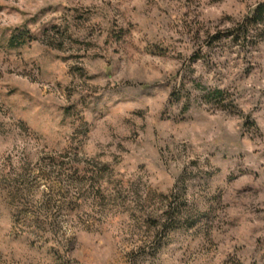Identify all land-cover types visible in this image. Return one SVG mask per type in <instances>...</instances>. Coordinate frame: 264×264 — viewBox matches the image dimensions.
Segmentation results:
<instances>
[{"label": "clouds", "instance_id": "9594fccd", "mask_svg": "<svg viewBox=\"0 0 264 264\" xmlns=\"http://www.w3.org/2000/svg\"><path fill=\"white\" fill-rule=\"evenodd\" d=\"M13 7L21 9L15 13L19 21L0 24V63L9 60L4 67L17 71L23 69L17 53L24 52V60L51 54L48 39H60L52 26L66 39L65 25L74 16L84 17L79 32L69 30L81 40L92 33L97 45L93 51L104 57L103 63L111 64L110 75L103 77L108 87L97 90L87 79L96 67L89 60L68 59L61 67L80 64L87 71L75 74L79 78L73 83L70 77H56L49 89L57 105L60 101L69 105L66 119H77L87 102L99 95L103 100L96 103L101 106L111 97L108 110L96 112L97 119L102 117L106 123H111L113 105L135 107L131 118L123 121L124 131L116 129L100 143L93 164L124 170L136 187L150 188L155 200L144 201L143 192L123 207L105 208L101 200L100 208L86 206L68 229L22 231L5 224L0 227V264H76L81 257V264H138L145 253L140 247L144 233L118 225L115 215L136 213L139 220L150 211L149 204H168L178 194L182 176L207 171L205 161L214 164L224 151L242 156L244 167L256 162L264 181V167H260L264 165V0H19L17 4L0 0L5 12ZM46 28L47 38L42 35ZM17 30L37 37L31 48L28 44L9 48ZM72 52L65 44L58 54L71 56ZM55 79L68 85L67 99L55 90ZM38 99L53 103L49 97ZM34 107L43 120L28 127V135L40 140L41 147L65 138L66 130L56 128L57 107L45 103ZM72 126L78 136L89 134V124L83 121ZM138 165L142 171L133 175ZM68 211L71 214L72 209ZM206 219L211 217L193 223ZM161 259L163 264H217L222 254L212 243H205L203 248L185 247Z\"/></svg>", "mask_w": 264, "mask_h": 264}, {"label": "rangeland", "instance_id": "374dc122", "mask_svg": "<svg viewBox=\"0 0 264 264\" xmlns=\"http://www.w3.org/2000/svg\"><path fill=\"white\" fill-rule=\"evenodd\" d=\"M17 3L19 0H13V4ZM20 11L16 7L7 12L0 8V24H16L19 16L15 13ZM82 20L83 16H74L73 22L65 25L66 39L57 26H52L60 39L58 42L48 39L51 54L41 53L24 60L21 59L24 52L17 53L16 58L23 66L21 71L11 66L5 68L9 60L0 63V227L8 224L22 231L37 232L53 226L68 229L74 226V221H79L86 206L100 208L101 200L105 208L109 205L123 207L141 192L144 201L155 200L150 188L136 187L132 175L126 176L124 170L117 172L110 165L97 168L93 164L100 143L109 139L114 130L124 131L123 121L131 118L135 107L129 104L116 108L113 105L114 111H109L111 123H106L102 117L97 119L96 112L107 111L111 97L101 106L96 103L103 100L99 95L87 102L88 107L81 110L77 119H66L69 105L63 101L57 105L56 96L49 89L56 77H70L69 83H73L79 78L75 74L87 71L80 64L61 67L68 59L89 60L96 67L88 73L87 79L97 90L108 87L103 77L110 75L107 69L111 64L103 63L104 57L93 51L97 45L90 38L92 33H88L89 39L81 40L69 30L74 28L79 32ZM47 33L46 28L42 35L47 38ZM34 39L37 37L27 30H17L9 48H23L26 44L31 48L30 42ZM65 44L70 52L75 49L71 56L58 54ZM49 55L54 59L48 60ZM55 90L60 91L64 99L68 98V85H62L60 79H55ZM41 96L49 97L53 103L38 99ZM40 103L57 107L56 128L66 130L65 138L51 140L43 147L40 140L27 132L28 127L43 120L41 112L34 107ZM126 108L128 115H125ZM24 116L27 119L22 118ZM78 121L89 124V134L84 137L78 136L72 126ZM242 161V156L224 151L214 164L205 161L207 171L182 176L178 181L179 192L168 204H149L150 211L139 220L136 213L115 215L113 219L118 225L144 233L140 247L145 253L142 252L138 264H163L161 257L164 255H174L194 245L203 248L205 243H212L221 252L222 259L217 264H264V206H261L264 205V181H261L256 162L249 161V166L244 167ZM140 171L142 166H136L133 175ZM97 175L99 180H96ZM139 179L143 183L142 177ZM69 209H72L71 214ZM206 215L211 220L193 223ZM82 259H77L76 264H81Z\"/></svg>", "mask_w": 264, "mask_h": 264}]
</instances>
